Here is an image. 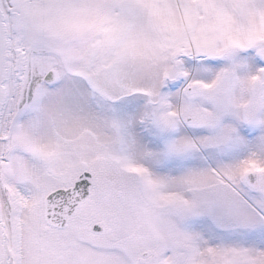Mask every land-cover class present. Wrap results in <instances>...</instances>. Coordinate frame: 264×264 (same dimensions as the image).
<instances>
[{"label": "rangeland", "instance_id": "obj_1", "mask_svg": "<svg viewBox=\"0 0 264 264\" xmlns=\"http://www.w3.org/2000/svg\"><path fill=\"white\" fill-rule=\"evenodd\" d=\"M16 1L24 54L13 55L4 132L29 107L2 176L24 263L69 258L44 241L65 245L80 223L48 227L43 201L88 170L102 181L94 214L111 231L84 239L131 241L104 264L160 244L182 264H264L262 197L228 183L243 190L236 178L264 163L244 154L264 149V133L240 130L246 105L264 101V0ZM51 70L54 86L35 80ZM79 245L77 262L91 251Z\"/></svg>", "mask_w": 264, "mask_h": 264}, {"label": "flooded vegetation", "instance_id": "obj_2", "mask_svg": "<svg viewBox=\"0 0 264 264\" xmlns=\"http://www.w3.org/2000/svg\"><path fill=\"white\" fill-rule=\"evenodd\" d=\"M32 79H34V77ZM35 80L41 84L44 83L46 86L48 85L47 81L45 80V78H42V76H39ZM57 82H59V80ZM261 83L264 84V81H262ZM187 90H188V85H187ZM248 104H252V106L249 107L248 105H246L245 112H243V115L241 117L240 130L243 131L246 137L251 138L257 136L259 141H261L262 139H260V136L264 133V101H262L261 98L260 100L253 99V101H251ZM28 107L29 106L25 105V109L23 108L22 111L20 109L17 110L11 122V127L14 125L15 121H17V123L22 122L24 111H26ZM193 120L194 119L192 116H185V121L187 123H192ZM229 131L231 132L234 131V128L232 127V129H228V132ZM14 141L15 139L11 137L8 139V141L4 143L5 148L10 151V154L15 149ZM244 154L251 155L253 156L254 159H257L260 155H262L264 158V149H262L261 147H256V145H253L247 148L246 153ZM84 172L89 173V175L87 177L81 176V174ZM80 180H83L85 182V184L87 185L88 192L87 195L77 204L73 214L69 218L68 225L62 229L54 226H49V225L47 226L53 229L63 230V229H67L70 226L71 221L78 220V222L80 223L78 224V226H81V229L79 231L77 230L76 234L70 233L69 234L70 239L67 240L65 245H62L59 240L44 241V243H46L48 247L50 248L52 247L54 250L66 248V251L68 252L69 255V258L60 255L57 256V252L54 251L53 257L47 260V264H76V263L104 264L105 260L103 253L105 252L113 253L115 251L120 252L122 247L125 248V246L123 245L124 243L131 242L128 241L127 239H118L116 241H109L107 245H103L95 241H88L84 239L86 237H96V236L105 235L107 232H110L111 230L109 229V223H105V221L101 220L94 214V211L96 209V203L94 204V201H92V199L94 197H97L98 199L102 189L101 188L102 181L97 173L93 171L82 170L77 176H75V178L73 179V181H71L69 185L64 184L63 186L60 187L63 188V187L73 186L76 181H80ZM236 180L238 181V184L240 183L244 184L246 185V187H244L243 190H239L237 187L234 186V184L228 181L230 190L235 194V196L246 198V196H244V192L243 194H240V192L242 191L249 192L252 195L260 196L262 197L260 203L264 207V163L261 164V168L255 167L252 164L251 167L243 170L240 176H238V179L236 178ZM138 229H139V225H135V227L132 230V233L129 236L132 238L135 235H137V237L140 238V234H138ZM116 230L117 229H115L114 231ZM161 233L162 232H160L159 234ZM77 242L78 244H80L79 247L82 248L88 247L91 250L87 252V254L85 255V259H82L80 262H77V260L75 259L76 257L75 254L77 251V246H76ZM158 247L159 246L156 245L155 247H150L147 249L144 248L141 251L135 253V257L133 256L131 262L130 261L127 263L121 262V264H182L179 255L176 256L175 260L172 258L169 261L168 253L163 251L162 248L163 246L160 244L161 249H158L159 251H156L155 249H157ZM131 248L134 250L135 244H132ZM22 249H23V240L21 241V264H25L24 263L25 253L24 255L22 254ZM93 252L95 253L94 256H93L94 254ZM97 252L100 253V256L96 255L98 254Z\"/></svg>", "mask_w": 264, "mask_h": 264}, {"label": "water", "instance_id": "obj_3", "mask_svg": "<svg viewBox=\"0 0 264 264\" xmlns=\"http://www.w3.org/2000/svg\"><path fill=\"white\" fill-rule=\"evenodd\" d=\"M8 1L17 6L16 1ZM6 2L7 0H0V143L6 139V137L1 135V129L8 102L11 52L13 49L18 50L20 40V21L17 15V8L10 6V15H8ZM13 34L15 35L14 40ZM57 79L58 73L55 70H51L45 76V80L48 83H52ZM6 158L7 155H4V160ZM3 164L4 161L0 165V171L3 168ZM88 175L89 173L87 172L81 174V176L85 177ZM84 185L80 180L73 187L56 189L45 197L44 219L47 224L56 227H65L67 225L68 217L85 194ZM3 213L0 199V264H16L14 241H11L13 236L11 223L5 213L3 216Z\"/></svg>", "mask_w": 264, "mask_h": 264}, {"label": "bare ground", "instance_id": "obj_4", "mask_svg": "<svg viewBox=\"0 0 264 264\" xmlns=\"http://www.w3.org/2000/svg\"><path fill=\"white\" fill-rule=\"evenodd\" d=\"M7 4L8 1L6 2ZM10 10V6L8 5L7 6V11L9 12ZM9 15V13H8ZM16 59H17V62L20 61V58L19 57H12V60H11V64L15 63L16 62ZM17 72L15 73V76H16ZM11 81V79H10ZM7 113V112H6ZM6 116V115H5ZM5 119L6 117H4V121H3V124H2V129H1V135L4 136V129H5ZM1 145H2V142H1ZM0 159H1V152H0ZM7 184H6V181L4 182V180H2L0 182V193H1V203H2V208H3V211L5 213V216L10 220V223H11V226H12V218H13V215H14V202L11 200L10 198V195L7 191Z\"/></svg>", "mask_w": 264, "mask_h": 264}]
</instances>
